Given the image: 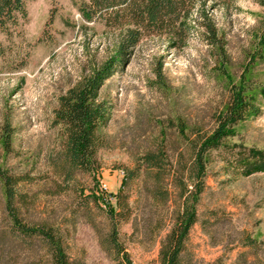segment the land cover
<instances>
[{
    "label": "rangeland",
    "instance_id": "rangeland-1",
    "mask_svg": "<svg viewBox=\"0 0 264 264\" xmlns=\"http://www.w3.org/2000/svg\"><path fill=\"white\" fill-rule=\"evenodd\" d=\"M87 2L31 0L19 32L0 34V167L31 173L35 182L24 190L37 198L35 215L47 209L58 221L74 204L73 195L47 196L55 192L47 157L59 144L53 113L58 98L120 56V32L83 18L80 8ZM204 10L215 44L201 27L206 20L192 13L180 34L141 37L122 49L124 59L101 90L111 105L105 129L111 147L100 153L97 192L101 203L112 204L132 154L155 138L176 142L183 126L197 124L209 131L230 90H242L257 112L246 114L233 135L208 154L198 218H209L210 224L216 218L218 224L208 234L196 224L187 249L204 264L217 259L233 264L242 251L237 239L244 233L259 245L257 256L264 262V0L209 2ZM4 139L11 146L8 152ZM80 182L91 186L88 176ZM67 222L71 257L82 256L85 264H114L88 224ZM122 233L129 234L130 226H123ZM158 247L127 245L133 264L154 263Z\"/></svg>",
    "mask_w": 264,
    "mask_h": 264
},
{
    "label": "trees",
    "instance_id": "trees-1",
    "mask_svg": "<svg viewBox=\"0 0 264 264\" xmlns=\"http://www.w3.org/2000/svg\"><path fill=\"white\" fill-rule=\"evenodd\" d=\"M29 1L0 0V34L19 32ZM228 1L88 0L80 8L86 20H100L105 28L118 30L121 44L117 50L120 56L66 90L53 112L60 131L58 148L47 157L55 191L47 196L73 195L74 204L60 221L47 209L35 215L37 198L24 187L36 178L26 171L0 167V264H85L82 256L71 257L67 251V220L73 219L91 227L100 250L114 264H133L127 248L130 243L148 250L159 244L156 261L148 264H204L194 260L187 242L196 224L207 234L209 227L218 224L213 212H209L212 224L209 218H198L208 154L218 150L245 115L257 108L242 90L232 88L209 131L191 124L179 129L176 142L155 138L132 154L131 165L123 168L121 187L111 196L113 203H101L96 180L102 167L100 153L111 147L105 132L111 105L102 98L101 90L104 80L124 59L122 49L134 46L141 37L180 34L192 13L206 20L201 27L208 41L215 44L204 7L209 2ZM3 141L8 152L9 141ZM83 176L90 178V187L80 182ZM125 225L130 226L129 234L122 233ZM236 246L242 251L233 264H264L257 256L259 245L248 235L242 233ZM206 264L223 263L217 259Z\"/></svg>",
    "mask_w": 264,
    "mask_h": 264
}]
</instances>
